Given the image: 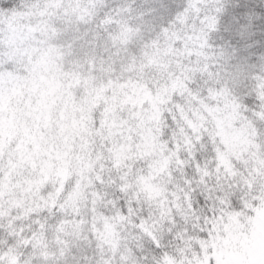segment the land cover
Segmentation results:
<instances>
[{
    "label": "clouds",
    "instance_id": "obj_1",
    "mask_svg": "<svg viewBox=\"0 0 264 264\" xmlns=\"http://www.w3.org/2000/svg\"><path fill=\"white\" fill-rule=\"evenodd\" d=\"M0 0V264H215L264 212V0Z\"/></svg>",
    "mask_w": 264,
    "mask_h": 264
},
{
    "label": "rangeland",
    "instance_id": "obj_2",
    "mask_svg": "<svg viewBox=\"0 0 264 264\" xmlns=\"http://www.w3.org/2000/svg\"><path fill=\"white\" fill-rule=\"evenodd\" d=\"M246 234L238 222L226 228L228 236L215 248V264H264V212L257 211Z\"/></svg>",
    "mask_w": 264,
    "mask_h": 264
},
{
    "label": "trees",
    "instance_id": "obj_3",
    "mask_svg": "<svg viewBox=\"0 0 264 264\" xmlns=\"http://www.w3.org/2000/svg\"><path fill=\"white\" fill-rule=\"evenodd\" d=\"M234 10H232L230 13L225 12L224 7H218V14L222 18H226V23L229 27H235L238 32L243 35L250 24L252 23L253 14L251 11H249L246 15H241L238 13L237 10L240 9V6L242 3H244V0H231ZM218 5H224L225 0H217Z\"/></svg>",
    "mask_w": 264,
    "mask_h": 264
}]
</instances>
